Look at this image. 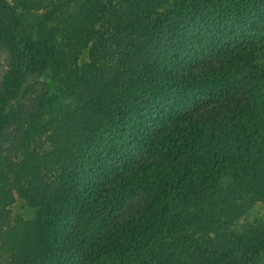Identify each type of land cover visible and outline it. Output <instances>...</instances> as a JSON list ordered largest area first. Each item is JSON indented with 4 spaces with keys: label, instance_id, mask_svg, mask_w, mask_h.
Instances as JSON below:
<instances>
[{
    "label": "trees",
    "instance_id": "16d2710c",
    "mask_svg": "<svg viewBox=\"0 0 264 264\" xmlns=\"http://www.w3.org/2000/svg\"><path fill=\"white\" fill-rule=\"evenodd\" d=\"M261 203L264 0H0V264H264Z\"/></svg>",
    "mask_w": 264,
    "mask_h": 264
},
{
    "label": "rangeland",
    "instance_id": "374dc122",
    "mask_svg": "<svg viewBox=\"0 0 264 264\" xmlns=\"http://www.w3.org/2000/svg\"><path fill=\"white\" fill-rule=\"evenodd\" d=\"M14 211H15V214L18 213L22 215H29L27 210L21 205L19 201L14 207ZM263 216H264V203H261V204H258L256 207H254L248 219H251L253 217H263Z\"/></svg>",
    "mask_w": 264,
    "mask_h": 264
}]
</instances>
